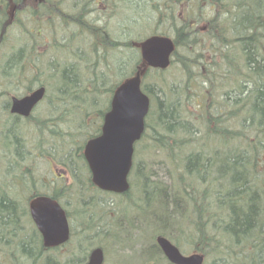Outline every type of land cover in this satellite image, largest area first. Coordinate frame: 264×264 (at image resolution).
<instances>
[{
  "label": "rangeland",
  "instance_id": "1",
  "mask_svg": "<svg viewBox=\"0 0 264 264\" xmlns=\"http://www.w3.org/2000/svg\"><path fill=\"white\" fill-rule=\"evenodd\" d=\"M57 1H61L59 5L64 8L66 13L67 10H72L78 14L83 6L89 7L90 14L88 17L90 20L95 21L96 27L99 24L102 25L101 39L103 42L109 38L110 41L117 44L129 42L134 45V48L120 47L119 45L115 55H113V62L119 69L120 76L125 72L127 73L131 65L136 66L138 64L139 52L137 47L139 48V46L137 45L141 39L152 34H163L177 40L184 62L179 61V56H174L173 64L164 74L167 80L174 81L175 85L179 87L178 93L168 103L170 107H173L175 117L185 120L184 126L194 136L199 133L196 132L198 129L205 133L202 124L197 123L199 118L195 114L199 103L206 104V100H204L206 99L205 91L207 92L211 86L213 88V84L219 80L214 73V70L217 69L214 63L215 59L218 60L222 72H229L235 61L243 59L249 68L248 80L250 85L248 88L253 92L259 85L264 88V31H259V35H256L255 41L249 46L243 45L242 42L235 43L236 37H248L252 32L247 10L250 9L252 12L254 8L262 12L264 0H101L99 7L102 9L99 11L91 6L92 0ZM252 6L253 8H251ZM73 8L75 9L73 10ZM221 10L223 11L221 12ZM210 17H216L218 21L216 26H219L220 29L214 31L215 34L211 31L212 24L207 20ZM43 19L44 21L47 20L46 17L42 18L40 24L43 23ZM50 20L54 22V24L50 22L53 24L52 29L54 30L58 24L55 14ZM16 21V24L9 29L8 35L17 39L18 35H22L19 30L20 25L27 24L30 28L33 21L32 17L25 20L18 17ZM187 23L191 25L190 28L183 27ZM203 27H206L205 31H203ZM45 28L50 30L51 26L45 25ZM184 29L188 31L187 35H185ZM222 32L226 33V37L222 36ZM216 33L221 34L222 38L216 37ZM53 34V36L58 37L55 32ZM53 36L50 37L48 33L47 39H52ZM84 39L86 36L83 37ZM49 41L51 40L41 41V45ZM76 42L79 43L77 40ZM236 45L237 49L234 48ZM15 51L16 47H11L6 41L0 44V139L3 141L2 153H11V157H13L11 160L15 164L32 163L31 169L34 179L40 185L39 181L45 177L48 178L50 176L49 170H51V166L47 162L50 156L46 153L48 150L41 149L42 143L44 141L50 142L54 127H50L49 130L42 133L40 127L29 125L24 120L15 119V121L7 113L9 109L7 100L10 99V96L16 95L17 91L14 88L18 87L16 83L8 81L14 77V72L20 66L11 55ZM119 56L120 58H118ZM123 60L126 64L121 68L120 62ZM69 63L67 62V64ZM65 66L66 64L63 63V67ZM66 76L67 78L69 76L70 80L73 81L72 84H74V75L66 73ZM153 80H157L156 74L152 78V82ZM154 88L163 97L161 87L157 83ZM188 90H190L189 93H187ZM44 106L45 104L41 106V109L39 108V111H43ZM40 114L35 115V117H41ZM239 119L237 115H228L221 120V124H223L222 126H230L236 134L243 131L245 136L237 137V139L246 140L249 136H255L256 139L264 140V133L258 132L264 128V123L255 124L253 119L246 117L242 119L240 125L243 130L238 131L236 127L239 126ZM70 120L71 118H68L65 123H69ZM45 123L43 118L38 119L39 125H45ZM63 127L67 128L68 125H58L60 130ZM260 127L262 128L260 129ZM213 143L215 142L213 141ZM213 148V146L203 147L204 153L201 157L205 163L204 169L202 168L203 172L196 164L194 166L191 164L186 169L181 183L182 188L185 187L187 193L185 201L180 205H173L172 203L167 205L164 223H160V220L154 222L151 220L149 224L145 222L142 224L141 220L137 221L136 219L135 222L133 221L134 228H130L127 220L129 217H125L123 212L126 209L129 210L126 197L105 193L97 194L93 189L86 190V185L84 186L80 184V181L74 179V189L83 191L84 197L91 196L94 199L93 205L95 206L89 207L86 212L92 217V221H95L94 224L101 226L97 229V238L92 242V245L87 244L91 242V234L84 233L78 238L73 235L67 247L50 252L45 250L41 256V261L38 260L37 263L35 260L41 248L40 241L31 225L27 221L25 223L26 219L18 215V212L16 221L13 217L5 218V216L2 217L3 220H0V264L5 257L7 259L12 257L17 264H44L42 260L45 256L50 258L52 262L56 260L53 262L55 264H84L90 249L98 245L104 249V264H127V262L128 264H135L141 259L142 249L152 242L150 235L153 228L161 229V233L166 234L185 255L191 254L193 251L201 253L200 250H203L202 253L206 257L204 264H264V191L255 179L247 182L249 179L238 172L235 173L237 176L239 175V179L246 180L243 183V189H235L231 184L226 183L220 173L226 177L232 169L229 168L226 172L220 166L221 164L228 165L225 157H219L217 164H215L216 161L209 156L212 155ZM38 150L42 153H37L38 155L34 156ZM28 151L33 152L30 154ZM259 151V154L254 152L252 158L255 156L258 158L264 153V141ZM227 153L234 155L231 150V143ZM243 155L245 158L246 156L249 157L248 153ZM136 163L142 166V181L144 183L149 181H158L163 185L171 183L170 168L160 151L154 150L144 157L136 156L135 165ZM57 169L58 171L67 170L64 166H57ZM133 170L138 171L137 168ZM216 171H218V176H216ZM259 171L261 175H264V168H259ZM5 185L8 188V193L7 195L6 193L2 194L3 198L13 200L16 202L15 206L18 207L19 200L14 192V184L6 182ZM240 190L246 191L243 199L240 200V195H236L232 204L226 207L225 198ZM239 203L241 206L238 205ZM98 208L102 209L101 212ZM84 209L85 207H82V210ZM76 210L77 207L72 205L71 214L74 215ZM240 210L246 215L252 214V227L248 230L247 235L250 237L248 240L249 247L244 250L239 245V237L235 232L230 231L227 237L222 230L225 213L234 215L233 212L237 214ZM77 214L79 215V212ZM201 216L204 217V223L207 225L208 235L212 237L207 239L204 246L199 247L202 243L200 237L203 229ZM21 226H27L25 227L26 231L21 229ZM76 227L78 228V226ZM95 230L96 228L93 231ZM105 230L106 232H103ZM113 233H117L118 237L113 238L110 235ZM239 236L242 237L241 232ZM154 264L168 263L160 254Z\"/></svg>",
  "mask_w": 264,
  "mask_h": 264
},
{
  "label": "trees",
  "instance_id": "2",
  "mask_svg": "<svg viewBox=\"0 0 264 264\" xmlns=\"http://www.w3.org/2000/svg\"><path fill=\"white\" fill-rule=\"evenodd\" d=\"M237 7L241 8L240 6ZM251 8H253V6ZM41 10V13L36 14L35 11L31 15L33 23L30 28L25 26L28 28H24L23 35L27 33V37L25 38L26 42L22 46L25 48L30 46V41H34L32 37H36L37 40L43 41L48 36V33L51 37L55 32L56 35L59 36V39L57 40V37L53 36L54 41L52 47L57 40V54L56 56L53 55L55 52L54 49L50 54H48L47 50L40 56V60H36V58L33 59L32 56L28 54L29 50L25 52L20 44L19 46H21V48L14 53L13 57L15 59L14 61L17 62V64L19 63V67L22 69L21 76H19L20 79L18 80V83L21 84H17L18 87L14 89L17 91L16 93L19 94L22 91H30L34 87L39 86V84H42L47 87V102L53 100L54 102L57 101L61 103V108L47 107L49 112L47 116L50 117L53 115L54 117L57 113L58 116L62 115L64 119L68 117L71 118V120L69 123L62 121V126L67 124L68 127H63L62 130L58 129L60 133L53 134L56 141L52 142L50 148L52 150L56 149L58 152L62 149L63 156L66 155L65 158L73 160L78 170L77 173H74V176L78 177V175L82 176L83 171H87V168L82 154L77 152L82 151L83 143L88 138L100 132L102 118L109 110L114 89L123 79L130 76L135 71V66L131 65L127 73L125 72L120 76L118 73L119 69L116 67L115 62H113V55H115L114 53L117 51L119 45H121V47H131V45L129 42L117 44L110 41L109 38H107V41L104 43L98 28L91 25L87 20H78L75 18L71 24L69 21L70 16L59 10L53 11V14H50L52 11H50L48 7H46V9L43 7ZM182 10L184 11V9ZM222 11L223 10H221V12ZM247 11L252 32L251 34L249 33L250 35L248 37H236L235 43L242 42L244 43L243 45L249 46V44L255 41L256 35H259V31H264V10L261 12L253 8L252 12L250 9ZM49 14L50 18L45 21L43 19V23L40 24L39 22L41 19ZM54 14L59 19L58 21L56 20L58 24L56 26L54 25L55 27L53 30L54 22L50 19ZM5 20L3 8L0 4V35L3 31L2 28L6 27ZM207 20L212 24V33L220 29L219 26H216L218 22L216 17H210L207 18ZM45 25L51 26L50 30H47ZM214 26H216L215 29ZM183 27L190 28L191 25L187 23L184 24ZM186 30L187 29H184L185 35L188 34ZM219 35L216 33V37L219 39L222 38V36L226 37L225 32H222V36L221 34ZM84 36H86V39L83 40ZM79 38L83 40V43ZM76 40L79 43H77ZM35 45L36 44H32L31 46L32 52L35 51ZM176 47L177 49L174 52V56H179V61L183 63L182 53L180 52L177 40ZM236 47L237 45L234 48L237 49ZM251 57L253 58V56ZM118 58H120V56ZM201 58H203V56H201ZM67 62L70 63L67 64ZM63 63L66 64L65 67H63ZM214 63L217 66L214 73L219 80L213 84V88L211 86L207 92L205 91L206 104L199 105V111H197L201 112L199 114V122L205 128V133H203L202 137L198 136L197 138L192 134L190 136H183V134H190L189 130L184 126L186 122L175 121L177 118L173 115V109L169 106L168 102L178 93L179 87L175 85L174 81L167 80V78L164 77V74H166L168 70H146L142 80V88L151 99V107L146 119V130L143 138L141 142L137 143L135 146V156L144 157L154 150H157V152L160 151L170 168L172 178L169 185H163L158 181L144 183L142 181V166L136 163L133 169L137 168L139 172L134 170L131 171V187L124 195L127 199L129 198V210L126 209L123 212L125 217H129L127 220L130 228H134L133 221L135 222L136 219L137 221L141 220L142 224L143 222L149 224L151 220L153 222L155 220H160V223H164V214L167 205L171 203L173 205H180L185 201V195L187 193L185 187L182 188L181 183L184 179L186 169L191 164L193 166L194 164L198 165L200 170L202 168L204 169L205 163L201 159L204 153L203 147H214L212 155L209 156L216 161L215 164H217V159L219 157H225L228 165L225 166L221 164L220 166L224 168L226 172L227 169H232H230L231 172H228L226 177L220 173L226 180V183L231 184L235 189H243V183L246 180L239 179V175L237 176L235 173L238 172L243 174L246 179H249L247 182L255 179L256 183L264 191V175H261L259 171V168H264V153L258 158H256L255 155V157L252 158L254 152L255 154H259V149L262 147L264 140L261 138L256 139L255 136H249L246 140L237 139V137L245 136L240 126L243 118H251L255 121V124L258 122L264 123V88L262 85H259L255 92L248 88L250 85L248 80L249 68L248 65L243 62V59L235 61L231 69H229V72H222L217 59H215ZM125 64V60L121 61V68L124 67ZM60 67L63 73L55 74L54 70ZM39 69L42 71L40 76L37 75V70ZM66 73L72 76L74 75V84H72L73 81L70 80L69 76L67 78ZM155 74L157 75V80H153L152 82V78ZM15 76L18 77V74ZM39 77H41L42 81L39 80ZM156 83L161 87L163 97L155 90L154 86ZM189 92L190 90H188L187 93ZM66 104H68L69 108H66ZM228 115L239 116L240 123L237 122L239 126L236 128L238 131L242 132L236 134L235 131L231 130L230 126H222L221 120ZM261 128L262 127H260V129ZM258 132L264 133V128ZM213 141L215 143H213ZM230 143L234 155H229L227 153ZM42 147L45 148L44 145ZM244 153H248L249 157L246 156L245 158L243 155ZM18 167H20V165L16 168L18 169ZM216 176H218V171H216ZM90 178L91 177H88L86 179L89 183L91 180ZM233 193L231 196L229 195L225 198L224 203H226V207L232 204L236 195H240V200H242L246 191L242 192L240 190L239 192ZM73 201L75 206L78 207L83 205L85 209H88L89 207L87 206L91 205L90 199H87L86 196L84 197V194L80 191L75 192ZM2 203L8 207L6 211H10L11 213L14 212L13 207L9 206L10 203L5 200L2 201ZM238 205L241 206V203ZM78 212L79 216L76 217V220L77 223L80 224L79 227H84L82 229L84 232L88 234L96 232L97 227L101 226L94 224L95 221H92V217L86 210L80 211L79 209ZM233 214L234 215L225 213L222 230L227 237L230 231L235 232L239 237L238 243L242 250L247 249L249 247L248 240H250V237L247 235L248 230L252 227V214L246 215L241 210L237 214L235 212H233ZM200 219L203 223V229L200 237L202 243H200L199 247H202L206 244L205 242L207 239L212 236L208 235L204 217L201 216ZM92 225L95 226L89 228ZM95 228L96 230L93 231ZM127 228L128 226L126 229ZM240 232L242 233V237L239 236ZM152 233L153 234L150 235V240L152 238V242L142 249L141 259L135 264H154L156 259L159 258L161 251L155 242V236L157 234L166 236V234L161 233V229L156 228H153ZM110 235L113 238L118 237L117 233ZM95 237H97V234ZM90 238L94 239V236ZM200 251L204 252L203 250ZM35 261L37 262V259Z\"/></svg>",
  "mask_w": 264,
  "mask_h": 264
},
{
  "label": "water",
  "instance_id": "3",
  "mask_svg": "<svg viewBox=\"0 0 264 264\" xmlns=\"http://www.w3.org/2000/svg\"><path fill=\"white\" fill-rule=\"evenodd\" d=\"M139 46L142 59L148 66L164 69L169 65L174 50L171 38L153 35L144 39ZM140 74L139 70L116 87L110 109L104 115L100 135L90 139L84 147L92 181L105 191L123 193L129 188L127 177L132 164L134 143L144 131V118L149 108V98L141 89ZM43 93L44 89H38L22 98L13 99L12 111L28 115L42 99ZM30 207L46 246H56L68 240V222L56 201L38 197L31 201ZM156 241L174 264L203 263V255L194 253L185 256L164 236H157ZM102 263L103 251L96 248L86 264Z\"/></svg>",
  "mask_w": 264,
  "mask_h": 264
},
{
  "label": "flooded vegetation",
  "instance_id": "4",
  "mask_svg": "<svg viewBox=\"0 0 264 264\" xmlns=\"http://www.w3.org/2000/svg\"><path fill=\"white\" fill-rule=\"evenodd\" d=\"M60 2L61 1L58 2L57 0H0V4L2 5L4 16H5L4 19H6L5 21L8 22L9 24H11V23L13 24L14 22H17L16 19L18 17H21L24 20L28 17L30 18L31 15L33 14V12H35V11H36V14L41 13V11H42L41 8H43V7L45 9H46V7L50 8V11H52V13H50V14H53V11H55V10L56 11L59 10L62 12L64 10V8H62L59 5ZM100 2H101V0H92L91 6L95 7L99 11V9H102L99 7ZM74 9L75 8H73V10ZM67 13H69V16H70L69 21L71 22V24H72L73 19L75 20V18H76L78 20L79 19L85 20V21L87 20L88 22H90L91 25L96 27L95 21H93V20L91 21L90 18L88 17L90 14V8L87 6H83L82 8H80V11L78 12V14H75L74 12H72V10H67ZM50 14L46 17L50 18ZM101 26L102 25L99 24L97 28H98L99 32L102 34ZM205 28L206 27L202 28L203 31H205ZM211 31H212V28H211ZM214 34H215V32H214ZM4 41H6V43H8V45H10L11 47H16V51H18V49H20L21 46L25 43L21 40V46L17 45L16 43H17V41H19V37L17 40L13 36H9L8 33L5 35V38L3 39V41L0 42V44L3 43ZM105 42L106 41H104V43ZM31 46H32V44L30 41V46H28L26 48L22 46V49L24 48L25 52L27 50H29L28 54H30L33 59L36 58V60H40V56L46 51V48H44V51H43L42 46H40V43H38L37 50L32 52ZM120 47H121V45H120ZM53 49L55 50L53 55L56 56L57 49H58L57 44L53 47ZM37 71H38L37 75L40 76V73L42 71L40 69ZM21 72H22L21 69L17 70L18 77L21 76L20 75ZM54 73L55 74H58V73L61 74V73H63V71L60 67L59 69L54 70ZM17 78L16 79L10 78V80H8V81L10 83L18 82ZM39 80H41V77H39ZM38 87H44L45 88V95L47 94V87L42 85V84H39V86L34 87L32 90H34ZM32 90L27 91L25 93H21V95L19 94L18 97H22V96L28 94L29 92H31ZM55 92H57V91H55ZM11 97L13 98V96H10V98ZM12 101L13 100L10 101V99L7 100V103H8L7 105H8V108L10 109V111L12 108ZM42 103H44L47 106L49 105L52 108H61V103L57 102V101L54 102L53 100L49 101V102L43 100L40 103H38L36 105V107L40 106ZM36 107L28 115H25V114L23 115V114L16 113V112L13 113L12 111H11L12 114H9V109H8L7 113L10 116H12L14 120L19 119V120H24V122H27V121L32 120L35 115H37L39 113H45L44 111H42V112L39 111ZM66 108H69L68 104H66ZM172 109H173V107H172ZM56 112H58V111H56ZM48 114H49V112H48ZM173 115H174V109H173ZM67 119H68V117L66 119H64L62 115L58 116L56 113L54 117H48V119L45 120L46 121L45 125H39L40 132L43 133L44 131L49 130L50 127H54L53 133H60L58 131V124H60L62 121L66 122ZM35 121H38V119H35L32 122L34 123ZM175 121L179 122V121H185V120L176 119ZM175 121H173V122H175ZM62 124H63V122L60 125H62ZM198 134H200L201 137L203 136V134L201 132H199ZM0 140H2V139H0ZM52 141L53 142L56 141V138L54 136H53ZM28 152L31 154V152H33V151H28ZM77 153L81 154L80 151H78ZM82 153H83V151H82ZM10 156H11V153H8V154L3 153V155L0 158V169L3 172V174H5V175H6V173H5L6 169L8 168V165L5 163L8 162V159ZM48 156L52 157L49 159V161H47L49 166H51V170H49L50 176H48V178L45 177L41 181H39L40 185H39L38 181H35L34 176L32 174L33 173L32 169H31L32 164L28 165L27 162L22 163L21 165L19 164L20 165L19 168L21 169V171H20V173H18L16 175L17 178L15 180L6 181L5 176H3L2 180H0V184H1V186H0V220H3L2 217L5 216V218L13 217V219L16 221L15 218H17V213L19 212L18 215H21V217H24V219H26L24 222L27 221L29 225L34 227L33 228L34 232L37 234V236H38L37 238L40 241V245H41L40 251L37 254V256H38L37 261L38 260L41 261V259H42L41 256H42V254L45 253L44 252L45 250L50 252V251H53V250H56L59 248L67 247L68 244L71 242L72 236L76 233V230L74 229L75 226H78L77 231L79 232V235H83L84 233H86L82 230L84 227L83 228L79 227L80 224L77 223V220H75V221L73 220V216L71 214L72 200H73V196H74V188H73L74 179L73 178L80 181V184H82V185L86 184V186H88V188H92L97 193L104 192V191L100 190L99 188H97L93 184L92 180H90V183L87 182L86 179L88 177H90L89 169L87 166H86L87 171L84 170L82 176L78 175V177H76V176H74V173H77L78 170H77L73 160L67 159V163H66L67 170L58 171L57 166H61L58 164V159L53 157L52 151L50 153H48ZM59 162L61 164H63V163L65 164V161L62 159L59 160ZM0 178H1V176H0ZM6 182L14 183V185H13L15 187L14 192H15L18 200H19L18 201L19 202L18 207L15 206L16 202H14L13 200L11 201L10 199H4L2 196V194L6 193V195H7V193H8V190H7L8 188L5 185ZM37 186H39V189L36 191ZM26 189H28V191H26ZM104 193L107 194L108 192H104ZM37 196H45L49 199L55 200L56 202H58L60 204L61 208L63 209L65 216H66V219H67V222H68V226H69V239L65 243H62V244L57 245V246H46L45 245L41 230L36 225V223L34 221H32V219H31L32 216H31V209H30L29 203L31 202V200L33 198H35ZM4 200L7 201L8 203H10V205H9L10 207H13V209H14L13 213H11L10 211H6L7 210L6 208H8V207L2 203V201H4ZM18 220L20 221L19 216H18ZM7 223L10 224V222H7ZM25 227L26 226H21V229L25 230ZM90 253H91V249L88 253V256L86 258L85 263L88 262V260L90 258ZM103 253H104V249H103ZM5 258L1 264H5L8 262L10 263L11 260L9 259L7 261V259L5 260ZM42 261L44 262V264H55L53 262H56V260L52 262L50 260V258H48L47 256H45L44 260H42ZM13 262H14V264H16L15 261H13Z\"/></svg>",
  "mask_w": 264,
  "mask_h": 264
},
{
  "label": "bare ground",
  "instance_id": "5",
  "mask_svg": "<svg viewBox=\"0 0 264 264\" xmlns=\"http://www.w3.org/2000/svg\"><path fill=\"white\" fill-rule=\"evenodd\" d=\"M231 102L233 103L232 99H231ZM176 135V134H175Z\"/></svg>",
  "mask_w": 264,
  "mask_h": 264
}]
</instances>
